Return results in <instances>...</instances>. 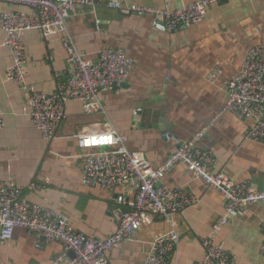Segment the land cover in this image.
Returning <instances> with one entry per match:
<instances>
[{
	"label": "crops",
	"instance_id": "1",
	"mask_svg": "<svg viewBox=\"0 0 264 264\" xmlns=\"http://www.w3.org/2000/svg\"><path fill=\"white\" fill-rule=\"evenodd\" d=\"M111 1L121 2L122 10L109 8ZM197 1L94 0V7L76 5L66 23L67 34L48 38L38 31L25 34L26 88L4 80L12 58L0 28V112L5 116L0 128V182H12L23 189L25 200L67 215L78 232L108 238L123 213L124 207L116 202L122 189L102 191L82 184L78 158L85 150L79 147L78 135L115 129L130 150L158 167L174 152L164 133L186 143L209 127L198 148L213 155L210 170L224 171L235 183L264 191V144L246 140L251 122L223 111L228 82L238 75L249 49L264 45V0H224L212 6L201 23L174 33L157 32L152 17L127 11L132 5L178 9ZM7 12L29 14L30 9L0 4V13ZM97 20L102 21L99 31ZM65 39L91 59L101 50L121 48L134 68L125 92L101 93L100 112L88 113L80 102H69L58 137L48 141L34 127L28 101L32 91L55 93L66 82ZM159 185L180 188L197 203L176 215L172 225L156 219L139 229L109 252V264H144L151 241L172 231L180 235V243L167 264L203 261L202 240L224 216V198L184 165ZM263 238L264 203L245 208L216 242L235 264H264ZM62 252L58 243L38 248L33 233L22 228L0 244V259L7 264H53Z\"/></svg>",
	"mask_w": 264,
	"mask_h": 264
},
{
	"label": "built area",
	"instance_id": "2",
	"mask_svg": "<svg viewBox=\"0 0 264 264\" xmlns=\"http://www.w3.org/2000/svg\"><path fill=\"white\" fill-rule=\"evenodd\" d=\"M223 1L199 0L178 9L132 5L127 11L152 17L157 32L174 33L201 23L209 9ZM0 4L30 9L29 14L0 13V28L5 33L3 46L12 58L4 80L23 88H26L27 77L25 34L38 31L45 38L67 34L66 23L75 6H95L94 0H0ZM108 6L122 10L123 5L111 1ZM101 24L102 21H96L98 31ZM63 44L67 51L66 82L55 93L32 91L28 101L31 121L48 141L58 137L69 102H80L88 113L100 112L101 93L125 92L134 68V61L121 48L101 50L91 59L71 39H65ZM226 91L223 111L251 122L246 140L264 144V45L249 49L238 75L228 82ZM4 126L5 116L0 112V128ZM208 129L202 128L186 143L171 133H164L163 139L173 146L174 152L158 167L142 153L130 150L127 139L115 129L78 135L79 147L85 150L78 158L82 166V184L102 191L122 189L123 194L116 202L128 211L119 216L113 235L100 238L78 232L67 215L25 200L23 189L12 182H0V244L10 241L15 229L22 228L33 233L38 248L53 243L63 246V252L53 264L63 261L69 264H109V252L132 239L139 229L151 226L156 219L172 225L176 215L197 203L195 196L180 188L159 185L174 168L184 165L189 173L203 180L225 200L224 216L211 235L202 240L205 253L199 264H235L232 256L216 242L217 237L245 208L264 203V191L253 189L248 183H235L224 171L210 170L213 155L198 148ZM107 136L112 137V143H86ZM179 243L180 235L176 231L156 236L150 243L144 264H167V258ZM261 255L264 258V238ZM0 264L7 263L0 259Z\"/></svg>",
	"mask_w": 264,
	"mask_h": 264
},
{
	"label": "clouds",
	"instance_id": "3",
	"mask_svg": "<svg viewBox=\"0 0 264 264\" xmlns=\"http://www.w3.org/2000/svg\"><path fill=\"white\" fill-rule=\"evenodd\" d=\"M112 142H113L112 137L111 136H107V137H104L102 139L87 141L86 143H103V144H108V143H112Z\"/></svg>",
	"mask_w": 264,
	"mask_h": 264
},
{
	"label": "water",
	"instance_id": "4",
	"mask_svg": "<svg viewBox=\"0 0 264 264\" xmlns=\"http://www.w3.org/2000/svg\"><path fill=\"white\" fill-rule=\"evenodd\" d=\"M122 211H123V213H127L128 209L127 208H123Z\"/></svg>",
	"mask_w": 264,
	"mask_h": 264
}]
</instances>
